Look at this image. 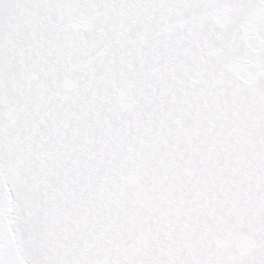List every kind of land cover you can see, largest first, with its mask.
<instances>
[{"label": "snow or ice", "instance_id": "1", "mask_svg": "<svg viewBox=\"0 0 264 264\" xmlns=\"http://www.w3.org/2000/svg\"><path fill=\"white\" fill-rule=\"evenodd\" d=\"M0 264H264V0H0Z\"/></svg>", "mask_w": 264, "mask_h": 264}]
</instances>
